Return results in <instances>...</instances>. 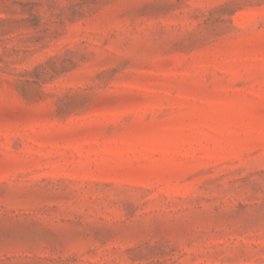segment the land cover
Wrapping results in <instances>:
<instances>
[{
  "label": "rangeland",
  "instance_id": "obj_1",
  "mask_svg": "<svg viewBox=\"0 0 264 264\" xmlns=\"http://www.w3.org/2000/svg\"><path fill=\"white\" fill-rule=\"evenodd\" d=\"M0 264H264V0H0Z\"/></svg>",
  "mask_w": 264,
  "mask_h": 264
}]
</instances>
